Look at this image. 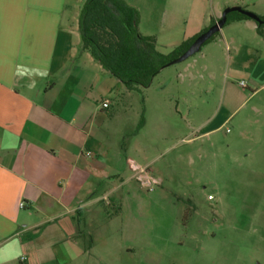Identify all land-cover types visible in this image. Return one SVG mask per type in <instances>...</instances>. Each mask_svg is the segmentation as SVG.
Here are the masks:
<instances>
[{
    "label": "crops",
    "instance_id": "1",
    "mask_svg": "<svg viewBox=\"0 0 264 264\" xmlns=\"http://www.w3.org/2000/svg\"><path fill=\"white\" fill-rule=\"evenodd\" d=\"M84 1L0 0V264H121L123 257L127 262L136 256L138 262L130 264L150 262L149 245L130 243L113 251L109 241L119 218L141 224L134 234L149 240L145 214L150 205L139 193L147 178L157 180L150 169L157 159L153 153L166 138L167 103L159 96L151 113L146 106L137 136L147 132L153 147L143 149L142 161L132 157L124 147L140 121L135 90L82 49L78 19ZM235 5L264 16V0H213L164 43L160 35L142 30L141 12L139 30L154 35L157 48L167 54ZM216 77L220 96L214 103L209 87ZM243 78L248 83L241 82L244 94L234 98L233 79ZM199 79L208 81L205 100L191 109L197 130L212 127L225 109L223 125L262 91L264 37L255 20L226 24L159 90L172 84L182 88L185 82L197 87ZM179 93L176 89L172 95L173 118L181 114ZM108 99L110 106L103 108ZM254 115L264 124V105L248 108L243 119L249 122ZM256 143L264 157V137ZM142 169L147 172L139 175ZM136 194L142 216H124Z\"/></svg>",
    "mask_w": 264,
    "mask_h": 264
},
{
    "label": "rangeland",
    "instance_id": "2",
    "mask_svg": "<svg viewBox=\"0 0 264 264\" xmlns=\"http://www.w3.org/2000/svg\"><path fill=\"white\" fill-rule=\"evenodd\" d=\"M127 1L140 7L142 30L160 35L164 43L171 32L188 28L194 12L207 9L213 0ZM181 65L182 62L172 64L160 72L149 87L135 90L134 94L140 120L142 117L145 120L146 106L150 113L157 106L153 103L159 96L167 103L164 108L168 121L164 129L166 138L153 153L152 158L157 159H153L150 169L157 180L144 179L139 193L150 205L145 214L149 220V240L134 234L141 224L133 225L119 218L115 221L109 247L115 251L130 243L145 248L149 245L151 256L147 264H264V157L256 143L264 137V124L256 119L257 115L249 122L243 119L248 108L264 105V88L222 125L226 116L224 109L211 125L218 129L205 134L212 127L197 130L190 116L191 109L206 98L203 86L208 79H199L197 87L185 82L182 88L172 84L159 90L169 78L177 77ZM219 82L220 77H216L209 87V97L214 103L220 96ZM241 82L246 79H233L234 98L244 94ZM176 89L180 91L181 114L173 118L176 102L172 95ZM245 89L250 91V88ZM138 125L126 136L124 150L142 161L143 149L153 144L147 132L141 131L137 136L141 130L137 131ZM132 128L129 125L128 130ZM145 170L139 175L146 173ZM137 198L138 194L134 207L124 209V216H142L140 208L136 207ZM125 259L119 262L130 264L138 262L139 257L127 262Z\"/></svg>",
    "mask_w": 264,
    "mask_h": 264
},
{
    "label": "trees",
    "instance_id": "3",
    "mask_svg": "<svg viewBox=\"0 0 264 264\" xmlns=\"http://www.w3.org/2000/svg\"><path fill=\"white\" fill-rule=\"evenodd\" d=\"M260 17L264 20V16ZM140 18L138 8L126 0H85L78 19L82 49L88 50L129 90L149 87L162 69L180 56L199 35L166 54L157 48L154 35H144L140 32ZM244 18L251 19L240 12H230L226 24ZM256 24L257 32L264 37V22L256 21ZM219 32L205 44L213 40ZM144 123L142 117L137 131Z\"/></svg>",
    "mask_w": 264,
    "mask_h": 264
},
{
    "label": "water",
    "instance_id": "4",
    "mask_svg": "<svg viewBox=\"0 0 264 264\" xmlns=\"http://www.w3.org/2000/svg\"><path fill=\"white\" fill-rule=\"evenodd\" d=\"M240 12L248 17H250L251 19L257 21V22H264V20L261 19L260 15H258L257 13L247 10L245 8H243L242 6H228L226 7L223 12L221 17L215 21V23H213L212 25H210L206 30L202 31L196 38L195 40L190 44V46L178 57L174 58L173 60H171L167 66L175 64V63H179V62H183L186 59H188L189 57L193 56L194 54H196L197 52H199L202 47L204 46V44L211 39V37L213 35H215L217 32H219L227 23L228 20V14L230 12Z\"/></svg>",
    "mask_w": 264,
    "mask_h": 264
},
{
    "label": "built area",
    "instance_id": "5",
    "mask_svg": "<svg viewBox=\"0 0 264 264\" xmlns=\"http://www.w3.org/2000/svg\"><path fill=\"white\" fill-rule=\"evenodd\" d=\"M102 106H103V108H108L110 106V100L109 99L108 100H104L103 103H102ZM86 154L90 156V155H92V151L88 150L86 152ZM209 198H211V196H209ZM24 205H25V203L22 202L21 206L23 207Z\"/></svg>",
    "mask_w": 264,
    "mask_h": 264
}]
</instances>
